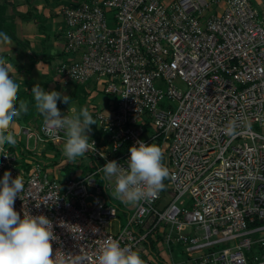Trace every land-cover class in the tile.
Here are the masks:
<instances>
[{
	"label": "built area",
	"instance_id": "2783aa9c",
	"mask_svg": "<svg viewBox=\"0 0 264 264\" xmlns=\"http://www.w3.org/2000/svg\"><path fill=\"white\" fill-rule=\"evenodd\" d=\"M256 1L59 5L66 30L57 72L96 78L108 96V108L95 111L91 169L50 170L34 147H20L22 136L35 146L65 140L43 118L19 117L9 129L17 144L0 155V175L24 178L14 203L21 219L25 212L52 221L58 261L98 264L104 243L116 239L145 264L155 241L178 247L191 264H249L248 251L264 264V0ZM137 140L162 147L170 176L155 199L130 206L98 169L111 160L127 168Z\"/></svg>",
	"mask_w": 264,
	"mask_h": 264
},
{
	"label": "clouds",
	"instance_id": "9594fccd",
	"mask_svg": "<svg viewBox=\"0 0 264 264\" xmlns=\"http://www.w3.org/2000/svg\"><path fill=\"white\" fill-rule=\"evenodd\" d=\"M11 37L0 31V45L11 44ZM21 77L16 67L0 55V155L9 156L6 145L15 146L17 139L9 131L22 114L29 111V102L19 100ZM31 93L36 111L43 117L47 128L64 130L65 140L62 153L68 161L84 157L86 152H96L95 142L87 132L96 124L87 107L77 112L70 106V96L55 90L46 91L36 83ZM69 105L70 115H62L57 101ZM127 168L116 160L106 162L98 169L101 179L114 178L112 196L121 203L137 206L141 201L150 202L165 188L164 180L170 172L163 163L164 152L156 143L137 140L129 148ZM105 158L103 152H100ZM24 189V178H12L5 171L0 179V264H63L53 257L52 242L57 239L52 221L45 215L25 213L21 219L15 210V199ZM21 198V197H20ZM39 207V206H37ZM73 264H76L73 261ZM98 264H145L138 251L130 246L121 247L116 239L107 240L100 250Z\"/></svg>",
	"mask_w": 264,
	"mask_h": 264
},
{
	"label": "rangeland",
	"instance_id": "374dc122",
	"mask_svg": "<svg viewBox=\"0 0 264 264\" xmlns=\"http://www.w3.org/2000/svg\"><path fill=\"white\" fill-rule=\"evenodd\" d=\"M16 1V0H15ZM18 1V0H17ZM255 4L257 3L256 0H254ZM111 13H109L110 15ZM17 22H20L17 20ZM110 26H114L115 24L113 22H109ZM57 26V30L54 28L47 29V33L50 37H55L57 33H60L62 36L63 41V35L65 33V22L64 20L59 17L57 18L55 27ZM52 29V30H51ZM24 31V29H21V31ZM39 33L41 32L40 27H38ZM12 40V38H11ZM25 44V42H23ZM13 45H16V47L19 49L18 52L20 53L22 51V47L19 45V43L15 40H12ZM16 48V50H17ZM59 49V48H58ZM10 54L15 56V51L9 52ZM24 57H28V55L24 54L20 58L17 56L15 58V64L22 63L25 65L26 60ZM30 60V58H28ZM60 60L59 58H54L52 60V63L48 65V67L44 66V69H39V75H38V82L43 83L44 89H48V91L55 90L58 92H62L65 95L70 96V103L75 104L77 107L79 104H82L81 102L83 99L86 101L85 105L87 106L90 114L95 117V111L101 110L102 107L103 110H106L108 106L106 105L108 102V96L104 91V83L101 81L96 80V78H92L88 82H82L80 80H70L67 79L65 76L61 75L57 72L56 66ZM32 61V60H30ZM46 72L50 73L47 74ZM36 79V78H35ZM36 79V80H37ZM28 80V79H27ZM46 86V87H45ZM47 91V90H46ZM81 100V101H80ZM61 101H57V107L60 106ZM107 102V103H106ZM65 104V103H64ZM68 105V104H66ZM69 106V105H68ZM64 107V106H63ZM43 117L39 119L41 122ZM21 123H25V120L22 121V118L19 119ZM94 125H91V129H94ZM153 131V130H152ZM22 143L24 145H29L30 148H33V152L37 155V157L42 158L46 162L49 163V168H54V170L57 171V167H59L62 164L68 163L67 158L62 153L63 143L64 141L55 140L47 142L46 144L42 141H39L38 144L35 146L34 139H28L26 136L21 137ZM45 144V147H44ZM38 148V150H37ZM29 151V150H27ZM27 151L20 152L21 157L26 159L28 162L31 161V157L27 156ZM71 166L74 168V170L79 174L82 170L85 169H91V162H90V155L89 152H86L84 157L78 158L76 161L70 162ZM3 178V174L0 175V179ZM124 219V218H123ZM260 235L259 233L256 234V236ZM155 249L153 251H150L146 257L151 259L152 264H191L190 261L187 259V255H184L178 247H173L172 249H169L167 245L163 244L162 242L155 241L154 243ZM157 246V247H156ZM248 257H249V264H257L258 261L255 259L256 256H259V252L256 251H248Z\"/></svg>",
	"mask_w": 264,
	"mask_h": 264
},
{
	"label": "crops",
	"instance_id": "0c3cea01",
	"mask_svg": "<svg viewBox=\"0 0 264 264\" xmlns=\"http://www.w3.org/2000/svg\"><path fill=\"white\" fill-rule=\"evenodd\" d=\"M8 3H10V7L8 12L11 13L14 8H17L18 10L22 11H28L29 9H32L33 7L36 8V12L41 13L42 17L46 18V27L47 29L54 28L57 30V26L55 27L57 18L62 17V15L59 14V5L61 3H66L68 1L73 0H61L57 2V0H6ZM63 1V2H62ZM19 20L20 22H17ZM40 25V22L35 17L31 20H21L19 18L16 19V29L14 31V37L10 36L12 40H15L19 43V45L22 47V51L19 53L18 48L16 45L13 44H3L0 45V53H4L7 55V57H10L12 59L11 62L17 69L18 74L23 77V81L21 82V88H28L31 83L33 86L36 83H40L42 87L43 83L38 82V75H39V69H44V66L48 67L52 63V60L54 58L61 59L60 53L63 41L61 40L60 33H57L55 37H50L47 34H43L42 32L39 33L38 27ZM49 26V27H48ZM21 29H24V31ZM52 30V29H51ZM47 35V36H46ZM45 38V41L43 39ZM25 42V46L21 45L20 42ZM17 48V50H16ZM59 48V49H58ZM15 51V56L17 59V56L20 58L24 54L28 55V57H24V59H27L25 65L22 63L15 64V56L10 54L9 52ZM37 54H34L36 53ZM39 53V54H38ZM53 56L51 60L48 61V56ZM55 55V56H54ZM34 60V58H37V62L34 66H32V61L28 60ZM18 60V59H17ZM47 74H50L46 72ZM37 80H36V79ZM28 79V80H27ZM45 90L48 91V89L45 88ZM75 107V106H71Z\"/></svg>",
	"mask_w": 264,
	"mask_h": 264
},
{
	"label": "trees",
	"instance_id": "16d2710c",
	"mask_svg": "<svg viewBox=\"0 0 264 264\" xmlns=\"http://www.w3.org/2000/svg\"><path fill=\"white\" fill-rule=\"evenodd\" d=\"M61 1V0H59ZM58 2V0H57ZM63 2V1H62ZM10 3H8L6 0H0V31L6 32L9 36L14 37V31L16 29V19L19 18L21 20H31L34 19L35 17L37 18V20L40 22V30L43 34H47V27H46V18L42 17L41 13L36 12V8L33 7L32 9H29L28 11H22V10H18L17 8H14L13 11L11 13L8 12L9 10V5ZM47 36V35H46ZM16 39V37H14ZM43 41H45V38L43 39ZM21 45L25 46V44L21 41H19ZM34 54H37L34 53ZM39 54V53H38ZM59 55H61V51L60 53L58 52ZM0 55L4 56L7 58V60L11 61L12 59H10V57H7L6 54L4 53H0ZM55 56V55H54ZM53 56L49 55L48 61L51 60ZM54 58V57H53ZM37 62V58H34V60H32V66H34ZM30 85L28 86V88L24 89L21 88L19 93H18V102L19 100H26L29 102V111L27 114H22L20 118H22V121L25 120V123L29 124H39L40 121L39 119L42 117L35 109L34 107V100H33V96L31 93V89L33 87V85L31 83H29ZM44 86V85H43ZM46 87V86H45ZM81 101V100H80ZM86 101L83 99V101L81 102L82 104H79L78 107L72 103H70V106H75L77 112H79V110L83 107H87L85 104ZM61 105L60 106H64V107H69L68 105L64 104L63 102H60ZM96 130L95 129H91L90 132H87L86 134L89 135V137L91 135H95ZM20 147H23L24 144L22 142L19 143ZM23 151V150H22ZM90 154V153H89ZM95 162V161H93ZM71 170H74V168L71 166L70 161H68V164L62 169L63 173L68 174ZM183 264V263H181Z\"/></svg>",
	"mask_w": 264,
	"mask_h": 264
}]
</instances>
